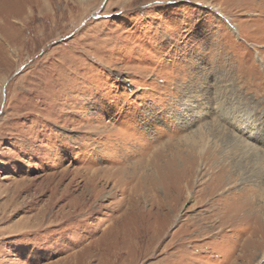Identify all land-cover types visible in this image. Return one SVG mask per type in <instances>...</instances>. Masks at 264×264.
<instances>
[{
	"label": "rangeland",
	"instance_id": "1",
	"mask_svg": "<svg viewBox=\"0 0 264 264\" xmlns=\"http://www.w3.org/2000/svg\"><path fill=\"white\" fill-rule=\"evenodd\" d=\"M0 264H264V0H0Z\"/></svg>",
	"mask_w": 264,
	"mask_h": 264
}]
</instances>
